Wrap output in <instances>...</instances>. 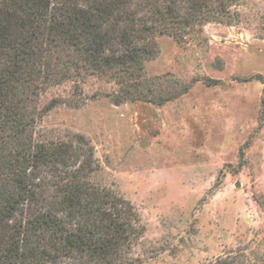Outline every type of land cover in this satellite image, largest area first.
<instances>
[{
  "label": "rangeland",
  "instance_id": "rangeland-1",
  "mask_svg": "<svg viewBox=\"0 0 264 264\" xmlns=\"http://www.w3.org/2000/svg\"><path fill=\"white\" fill-rule=\"evenodd\" d=\"M229 16L156 39L144 69L151 100L170 99L161 105L116 104L118 86L95 76L40 94L36 133L90 142L95 182L139 216L141 264L238 253L264 264V0L239 1Z\"/></svg>",
  "mask_w": 264,
  "mask_h": 264
},
{
  "label": "trees",
  "instance_id": "trees-1",
  "mask_svg": "<svg viewBox=\"0 0 264 264\" xmlns=\"http://www.w3.org/2000/svg\"><path fill=\"white\" fill-rule=\"evenodd\" d=\"M239 1L0 0V264H141L139 216L95 182L90 142L36 133L40 94L95 76L118 86L116 104L161 105L170 99L151 100L144 69L156 39L226 22ZM209 264L262 263L238 253Z\"/></svg>",
  "mask_w": 264,
  "mask_h": 264
}]
</instances>
